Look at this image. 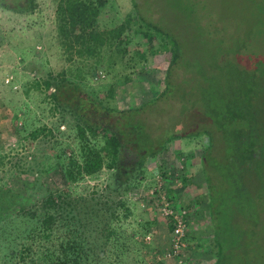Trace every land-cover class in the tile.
I'll return each mask as SVG.
<instances>
[{
    "label": "rangeland",
    "instance_id": "obj_1",
    "mask_svg": "<svg viewBox=\"0 0 264 264\" xmlns=\"http://www.w3.org/2000/svg\"><path fill=\"white\" fill-rule=\"evenodd\" d=\"M256 1L259 0L146 1L156 11L153 15L155 21L160 14L162 18L169 15L166 17L168 22L184 32L182 36L179 35L180 40L190 41L188 47H185L189 76L177 87V92L187 91L194 85L193 82L197 83L198 72L204 71L209 60L213 61L209 63L212 65L208 67L209 70H206L208 74L215 77L223 73L225 68L220 71L218 67V49L222 45L230 47L236 38L246 41L244 45L249 55L256 57L257 54H264V35L260 34V28L264 25V9L257 16ZM37 2L39 8L34 14H15L0 9V187L8 185L14 192L24 195L28 187L36 185L38 177L46 187L68 192L71 199H100L108 217L111 202L121 199L125 205L118 208L117 221L113 220L117 233L120 234L119 238L125 241L133 237L139 242L136 247L133 243H127L125 247L123 244L113 250L115 254L118 252L122 264H173L164 260L172 243L169 224L159 216L154 202L145 198L146 190L156 188L157 182L161 181L164 190H169L167 195L175 202L187 206L192 213L191 222L195 221L191 228L194 241L189 239L192 244L188 246L185 264H209L206 250L210 249L214 227L204 178V158L201 159L209 142L207 136L174 139L165 150L164 160L148 159L143 167L136 164L123 170L124 167L120 169L123 166L121 161L115 169H109L105 165L98 173L87 175L84 156L91 148H102L104 137H94L87 133L85 137L89 139L83 140L78 112L70 105L60 104L53 97V94H57L55 89L60 83L56 82L51 88L46 85L48 79L53 81L50 74L58 76L57 81L64 79L77 83L85 93L101 94L105 104L120 110L134 109L161 93L169 57L157 55L148 56L146 61L141 59L136 51V37L135 40L130 39L131 32L136 30L132 0H108L102 25L104 29L121 26L127 29L117 45V49L124 53L115 52V47L112 50L106 49L99 58L81 57L75 49L67 50L62 46L57 14L60 0ZM129 16H132L131 21ZM199 28H204L203 39L212 37L210 41L195 43L196 48L193 50L192 41L197 40ZM128 34L130 36L126 38ZM238 48L234 45L233 52L237 53ZM239 55L242 57V51ZM196 57L201 63L194 61ZM243 61V64H247ZM194 62L192 68L190 65ZM219 66L224 67L221 64ZM184 71L180 70L183 77ZM227 79L229 85L236 83L234 80L232 83L229 70ZM175 102L179 104H173ZM198 106L194 108L187 102L169 99L161 108L150 110L149 121L155 124L154 128L163 121L168 122L167 129L171 130L176 123V129H173L183 130L192 118L197 124L210 127L208 120L203 121V114ZM176 121L180 123V129ZM37 128H46V133H42L35 141L27 140ZM49 130L50 134L47 132ZM171 133L174 131L171 130ZM65 153L71 160L67 168L66 161L60 160ZM50 156L52 161L47 163ZM126 156L128 155L122 154V158L128 163ZM18 160L28 170L26 174L10 173L9 170ZM163 161L170 168L168 172L164 171ZM214 161L221 162V157L216 155ZM109 162L110 159L106 157L105 163ZM225 169L226 173L228 168ZM208 171L216 180L215 185L225 191L235 192L238 185L247 190L245 194L225 196L222 203H225L226 216L218 223L233 230L237 225L242 229L256 225V220L248 212V209L255 211L251 205L255 192L253 193L254 185L248 182V178L244 182L247 176L243 177L244 180L239 176L228 182L223 171L219 173L214 167ZM126 177H130V182L134 184L127 193L124 181ZM142 189H146L141 192L144 199L136 200V190ZM241 215L246 219H242ZM262 225L264 224L261 223ZM133 249H136V254L131 252Z\"/></svg>",
    "mask_w": 264,
    "mask_h": 264
},
{
    "label": "trees",
    "instance_id": "obj_2",
    "mask_svg": "<svg viewBox=\"0 0 264 264\" xmlns=\"http://www.w3.org/2000/svg\"><path fill=\"white\" fill-rule=\"evenodd\" d=\"M146 1L132 0L136 30L132 29L134 31L131 32L130 39L135 40L136 37V51L143 61L148 56L169 57L161 93L134 109L120 110L105 104L101 94L85 93L77 83L64 79L57 81L58 76L50 74L54 82L48 79L46 85L51 88L56 82L60 83L56 86L57 94H53V97L60 104L70 105L78 112L83 140L89 139L85 137L87 133L94 137H104L102 148H91L84 156L87 175L98 173L105 165L109 169H115L121 161L123 166L120 169L124 167L123 170L136 164L143 167L148 159L164 160L165 150L174 139L207 136L209 142L201 161L206 169L204 178L214 227L210 249L206 250L209 264H264V225L261 226V223L264 224V54H257L256 57L249 55L244 45L246 41L236 38L230 47L222 45L218 49V67L220 71L225 68L223 73L215 77L208 74L206 70H209L208 67L212 66L209 63L213 61L209 60L204 71L195 70L198 72L197 83L193 82L194 85L187 91L177 92V87L189 76L185 47H188L190 41L180 40L179 35L182 36L184 32L168 22L166 17L169 15L165 19L160 14L155 21L153 15L156 11ZM108 3V0H60L57 14L62 46L67 50L75 49L81 57L99 58L106 49L112 50L115 47V52L122 53L117 45L127 29L124 26L104 29L102 25L105 21L102 16L108 9ZM256 6L258 16L260 11L263 12L264 0L256 1ZM38 8L37 0H0V9L15 14H34ZM131 19L132 16H129L130 21ZM203 30L204 28H199L196 33L197 40L192 41L193 50L196 48L195 43L210 41L212 36L203 39ZM260 34L264 35V25L260 28ZM129 36L128 34L126 38ZM259 36L257 33V37ZM234 45L239 47L237 53L233 52ZM240 50L242 57L239 55ZM243 60L247 64H243ZM194 61L201 63L197 57ZM195 62L190 65L192 68ZM180 70H185L184 77ZM228 70L232 83L233 80L236 83L229 85ZM38 84L37 82L36 85ZM169 99L187 102L194 108L199 105L203 121L208 120L210 127H203L191 118L183 130H175L174 123L171 128L174 133L167 129L168 122L157 123L154 128L155 124L149 121L150 110L161 108ZM177 124L180 129V123ZM47 132L51 133L50 130ZM42 133H46V128H37L27 140L35 141ZM124 153L128 155V163L122 158ZM216 155L221 157V162L214 161ZM106 157L111 161L109 164L105 163ZM34 159L38 160L37 157ZM63 159L67 168L71 162L70 157L65 153L60 160ZM51 161L52 156L46 162ZM163 164L164 171L168 172L170 168L166 166V162L163 161ZM212 167L219 173L223 171L228 182L234 181L235 177L247 176L244 182L248 178V182L254 185L252 191L256 194L254 193L251 205L255 211L248 209V212L256 220V225L249 229H242L237 225L234 231L231 227L224 228L218 223L226 216L225 203H222L225 196L245 194L247 190L242 185H238L235 192L219 188L208 171ZM225 168H228L229 174H226L227 171L225 173ZM11 169V174L18 175L28 171L20 160ZM68 175L72 179L71 173L68 172ZM126 178L124 181L127 193L134 184L130 182V177ZM27 189L21 195L8 185L0 187V264H122L118 252L115 254L113 250L119 245L124 244L125 247L127 243H133L136 247L139 243L133 237L125 241L119 238L120 234L117 233L113 220L117 221V210L125 205L121 199L111 202L108 217L100 199H71L68 192L52 190L40 182L38 177L36 185ZM144 190L146 189L136 190V193ZM167 192L169 193L168 188ZM240 217L246 219L242 215ZM165 220L172 233L171 220ZM131 252L136 254V249Z\"/></svg>",
    "mask_w": 264,
    "mask_h": 264
},
{
    "label": "built area",
    "instance_id": "obj_3",
    "mask_svg": "<svg viewBox=\"0 0 264 264\" xmlns=\"http://www.w3.org/2000/svg\"><path fill=\"white\" fill-rule=\"evenodd\" d=\"M145 198L149 202H154L161 218L171 220L172 222V243L170 251L166 254L165 258L173 259L177 264H185L189 253V231L192 227L189 208L172 200L164 190V185L161 181L157 182L156 188L150 189L145 193ZM143 199L144 197L141 192L136 193V200L142 201Z\"/></svg>",
    "mask_w": 264,
    "mask_h": 264
},
{
    "label": "crops",
    "instance_id": "obj_4",
    "mask_svg": "<svg viewBox=\"0 0 264 264\" xmlns=\"http://www.w3.org/2000/svg\"><path fill=\"white\" fill-rule=\"evenodd\" d=\"M195 223V221H192V224H194ZM191 228H193V227H191ZM192 236H193V231H189V237H188V242H189V239H190V241H194V238H192ZM192 239V240H191ZM195 241H199V240H195ZM189 244V247H190V245L192 244V242H191V244H190V242L188 243ZM160 260V259H159ZM164 260H166V261H168V262H171V263H173V264H175V261L173 260V259H166L165 257H164ZM173 261V262H172Z\"/></svg>",
    "mask_w": 264,
    "mask_h": 264
}]
</instances>
